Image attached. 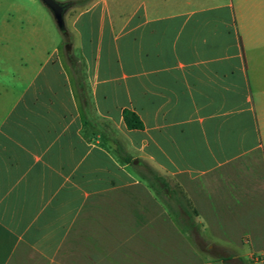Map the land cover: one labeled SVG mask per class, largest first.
I'll use <instances>...</instances> for the list:
<instances>
[{"label":"crops","instance_id":"1","mask_svg":"<svg viewBox=\"0 0 264 264\" xmlns=\"http://www.w3.org/2000/svg\"><path fill=\"white\" fill-rule=\"evenodd\" d=\"M129 1L122 46L107 0L73 23L87 107L0 38V264H264V0Z\"/></svg>","mask_w":264,"mask_h":264},{"label":"rangeland","instance_id":"2","mask_svg":"<svg viewBox=\"0 0 264 264\" xmlns=\"http://www.w3.org/2000/svg\"><path fill=\"white\" fill-rule=\"evenodd\" d=\"M61 3L74 1L75 5L69 9L65 15L66 29L73 36V53L77 57L79 73L84 79L85 69L81 64L82 51L81 40L78 35L74 34L73 23L76 16L80 12H84L90 9L93 1L95 0H83V3H78L79 0H56ZM108 9L111 11L115 22V34L119 36V44L122 46L124 27H123V15L135 10L139 6L137 1L129 0H107ZM81 21L79 25L87 29V35L94 41V48L88 49L89 56L91 58L96 57L97 50L95 44L98 39L99 29L101 25V6L95 7L88 13H84L80 17ZM80 27V26H79ZM3 37V42H7L11 45H19L20 50L18 53L23 55L27 53V50H23L24 45H31L33 43L41 44L45 46L41 51H38L36 58H42L52 56L55 50H59L60 55L64 53V38L63 34L57 28L55 20L49 11V9L41 2V0H0V38ZM0 42L1 39H0ZM17 52V51H15ZM64 57V56H63ZM113 58L121 61L123 60V50L118 53L114 51ZM106 59V50L102 51L101 62L104 68V60ZM113 82L110 87L119 91V87L124 86L123 70L119 69L112 77ZM122 100V99H121ZM120 103V102H119ZM192 235V234H191ZM193 239L202 248L201 239H198L194 235ZM210 244L209 241H207Z\"/></svg>","mask_w":264,"mask_h":264},{"label":"trees","instance_id":"3","mask_svg":"<svg viewBox=\"0 0 264 264\" xmlns=\"http://www.w3.org/2000/svg\"><path fill=\"white\" fill-rule=\"evenodd\" d=\"M77 2L81 4V3H83V0H79ZM63 38H64L65 57H66L69 65H70V67H71V69L75 75V78L77 81V88L79 90L83 104L85 107H87L86 87H85L83 79L79 73V69H78L79 61L73 53V36L69 31H67L63 35ZM122 115H123V120H124V122H125V124L129 130H141V129H143V123L140 120L139 116L135 112L130 111L128 109H124ZM146 170L148 173L152 174V170L149 167H147ZM154 178L156 180H161L160 178H158L156 176H154ZM196 228H198V227H196Z\"/></svg>","mask_w":264,"mask_h":264},{"label":"water","instance_id":"4","mask_svg":"<svg viewBox=\"0 0 264 264\" xmlns=\"http://www.w3.org/2000/svg\"><path fill=\"white\" fill-rule=\"evenodd\" d=\"M41 2L49 9L51 12L57 28L61 32V34H65L67 32L66 24H65V15L69 9L74 7L75 2L69 1L65 3L58 2L56 0H41ZM134 164H139L136 160L133 162Z\"/></svg>","mask_w":264,"mask_h":264},{"label":"built area","instance_id":"5","mask_svg":"<svg viewBox=\"0 0 264 264\" xmlns=\"http://www.w3.org/2000/svg\"><path fill=\"white\" fill-rule=\"evenodd\" d=\"M256 261H258V260L256 259Z\"/></svg>","mask_w":264,"mask_h":264}]
</instances>
